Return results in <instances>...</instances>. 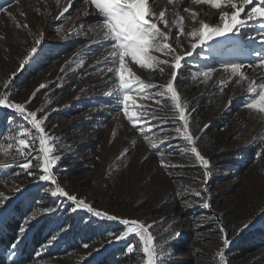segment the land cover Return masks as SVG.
<instances>
[{"label": "rangeland", "instance_id": "1", "mask_svg": "<svg viewBox=\"0 0 264 264\" xmlns=\"http://www.w3.org/2000/svg\"><path fill=\"white\" fill-rule=\"evenodd\" d=\"M149 4L157 14L165 11L174 33L176 27L171 22L176 14L184 18L186 31L197 26L184 7L206 12L199 19L207 22L217 21L220 11L203 4L189 5L188 0H149ZM69 5V11L57 19ZM0 8H7L6 13L0 12V91H4L2 85L12 73H16L10 84L15 102L28 101L39 85H46L26 107L44 108L38 115H47L46 131L59 138L55 147L62 159L53 171L61 187L111 215L146 224L155 222L150 231L157 242L170 241L166 244L170 253L167 264H219L216 253L223 247L221 226L231 241L225 248L226 264H264V248L241 255L232 248L234 243L244 239L247 242V236L255 229L264 230V154L256 157V152L264 147V118L243 107L249 81L238 85L233 78L220 91L221 81L228 74L218 61L221 55L233 58L239 53L227 48L221 55H209L207 50L200 56L194 53L187 58L175 82L182 103L188 105L190 130L200 137L198 149L210 161L205 184V169L190 151L182 154L184 142L180 138L158 143L159 150L166 153L165 163L172 165L162 167L161 157L124 117L115 98L105 95L111 91L109 85L114 77L112 73L97 71L102 67L98 62L108 54L107 42L90 30L96 27L98 13L87 0H0ZM247 31L254 33V29ZM41 33L38 54L20 70L21 60ZM180 41L187 49L183 36ZM242 43L261 48L258 41L242 38ZM154 54L162 60L170 59ZM203 56L208 59H201ZM79 58L85 59L82 67H77ZM239 58L246 63L251 59L243 55ZM205 65L217 69L209 81L191 77V71ZM132 70L146 84L156 85L165 83L171 73L167 66L163 76L136 65H132ZM261 71L245 69L249 80L257 82ZM137 103L146 106L149 117L152 110H157L155 118L145 117L137 127L144 125V131L158 140L165 134L176 136L171 107L143 98H137ZM9 116L16 121L13 129L26 126L14 112L0 108V145L6 143ZM200 129H204L203 133ZM125 149L128 154L122 157ZM14 155L15 152L8 156L0 153V192L12 197L5 205L7 211L0 209V228L14 207L31 202L35 203L33 211L40 210V214L26 226L28 230L47 218H51L49 225H56L38 257L24 262L16 252V264H138L136 254H126L127 240L109 242V232L118 234L123 230L118 221L94 217L83 209L72 211L75 205L71 201L53 197L47 189L55 186L38 181L18 167L23 160L16 155L14 161ZM4 163L10 167H3ZM31 171L42 174L39 169ZM16 186L21 192L12 190ZM196 191L201 196H196ZM203 198L209 200L210 208L202 207ZM47 208L56 210L44 211ZM246 223L248 227L244 228ZM53 235L57 239L52 240ZM77 238L81 241L76 242ZM83 244L89 247L84 248ZM7 254V264H12L11 251Z\"/></svg>", "mask_w": 264, "mask_h": 264}, {"label": "snow or ice", "instance_id": "2", "mask_svg": "<svg viewBox=\"0 0 264 264\" xmlns=\"http://www.w3.org/2000/svg\"><path fill=\"white\" fill-rule=\"evenodd\" d=\"M87 2L98 13L96 27L90 30L95 31L102 41L107 42L105 51L108 54L102 62H98L102 64V67H99L97 71L104 75L112 73L114 77L109 85L111 91L105 92V95L115 98L124 117L132 124L133 128L140 132L149 148L156 150V154L161 157L160 164L162 167L169 168L172 165L165 163L166 153L159 150L158 143L180 138L184 142L182 154L183 151H190L205 169L203 176L206 184L210 175L208 171L210 161L198 149L200 137L190 130V117L186 114L188 105L186 102L182 103V97L175 86V82L184 68L187 58L192 57L194 53L200 56L201 52L207 50L209 55H221L223 50L227 48L229 52L239 53L246 59L251 57L246 63L244 59L239 58V55L233 58H224L221 55L218 63L220 68L228 75L227 79L221 81L220 91L223 92V85H226L233 78H236L238 85L244 81H249L243 107L264 118V0H239V3H237V0H188L189 5L203 4L211 9L220 10L217 21L207 22L199 19L206 12H196L190 6H187L183 10L190 14L192 21L197 26L186 31L184 18L176 14L171 22L176 27L175 33L166 19L165 11L162 10L158 14L152 11L149 0H87ZM169 2L172 3L173 0H169ZM69 7L70 5L64 7L57 19L62 18L69 11ZM223 8L231 9V11H222ZM0 12L6 13L7 8H0ZM24 27H27V25H24ZM80 27L83 28V25H80ZM248 29H254V33L247 31ZM181 36L184 37L188 45L187 49L180 41ZM242 38L250 42L258 41L261 48L256 49L243 45ZM42 39V33L36 36L34 45L20 62V70L38 54ZM225 41L229 43H225ZM173 44L176 47H173ZM197 49L200 51L198 52ZM154 53H160L170 59L162 60ZM201 59L206 60L208 56H203ZM84 62V58H79L77 67H82ZM132 65H136L140 69L158 71L161 76L164 75L165 66L170 67V78L160 85L146 84L132 70ZM246 68L262 69L259 74V82L249 80L245 72ZM216 71L215 67L205 65L197 66L196 70L191 71L190 74L192 78L202 77L203 81L207 82ZM15 76L16 73H12L10 78L2 85L4 91H0V108L14 112L16 116L26 122V126L13 129L12 125L16 121L11 116L8 117L9 130L5 136L6 143L0 145V153L8 156L15 152L16 155L20 156L23 162L18 163L17 166L38 179V181L55 186L47 190L53 197H65L68 201H71L75 205L72 211L83 209L94 217L108 221H118L123 226V230L118 234L109 232V242H111V239L127 240L126 254H136L138 264H167L170 253L166 244L170 241L157 242V238L150 231L155 226V222L146 224L138 219L111 215L107 211L94 208L91 204L86 203L84 199H78L75 195L69 194L60 186L53 171L54 167L58 165V161L62 159L59 150L55 147L59 143V138L46 131L47 115H38V113L44 112V108L28 110L26 107L27 104L32 102L39 90L45 88L46 85H39L28 101L15 102L11 99L12 88L10 87ZM149 89H156V91H148ZM137 98L152 100L161 107H171V118L173 123L177 125L173 129L176 136L165 134L162 140H158L155 137H150L144 131V125L137 127L145 117L155 118V112L157 111L156 109L152 110L153 115L149 117L148 111L145 110L146 106L137 103ZM168 100L171 102L170 105L166 103ZM230 103L231 100H229ZM204 127L207 128V125ZM149 131H151V128H149ZM203 131L204 129H200L201 133ZM132 143L135 145V141ZM127 154L128 149H125L121 155L126 157ZM262 154H264V147H260L256 152V157L259 158ZM16 155L13 156L14 161ZM2 166L10 167L7 163ZM31 169H39L42 174L31 171ZM12 190L21 192L19 186L14 187ZM205 191H207L206 188ZM195 195L199 197L201 193L196 191ZM11 199L12 197L0 192V209L7 211L5 205ZM202 207H211L208 199H202ZM55 210L54 208L44 209L46 212ZM39 214L40 210L33 211L31 215L25 217L23 224L19 227L18 238L10 246L11 257L13 258L12 264H16L14 259L16 257L15 250L27 231L26 226L36 220ZM0 219H2V213H0ZM247 227L248 224L246 223L244 228ZM220 231L223 247L217 251L216 256L219 258V264H226L225 248L230 245L231 241L227 238L222 226ZM51 239L55 240L57 236L53 235ZM82 246L84 248L89 247L88 244Z\"/></svg>", "mask_w": 264, "mask_h": 264}, {"label": "trees", "instance_id": "3", "mask_svg": "<svg viewBox=\"0 0 264 264\" xmlns=\"http://www.w3.org/2000/svg\"><path fill=\"white\" fill-rule=\"evenodd\" d=\"M34 204L35 203L31 202L30 205L24 204V206L14 207L12 215L1 224L0 264L8 263L9 256L7 253L11 251L10 246L18 238L19 227L23 224L25 217L33 211ZM50 222L51 218H47L38 223L36 227L30 230L27 229L21 239L22 241H20L15 250L18 254V258L25 262L38 257L39 250L43 247V244L48 241V236L53 233V227L56 226L55 224L49 225ZM47 225H49V227L45 230ZM252 233L251 236H247V238H249L247 241L248 243L245 241L246 239H244V241L233 244L232 248L240 255L258 248H264V230L257 228ZM76 240V242L81 241V238H77ZM119 261H121V259H119ZM101 264H107V261Z\"/></svg>", "mask_w": 264, "mask_h": 264}]
</instances>
